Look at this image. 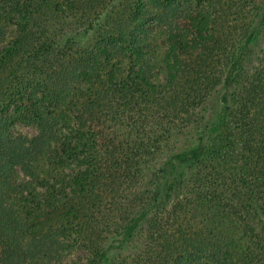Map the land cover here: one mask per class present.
Wrapping results in <instances>:
<instances>
[{
  "label": "trees",
  "instance_id": "trees-1",
  "mask_svg": "<svg viewBox=\"0 0 264 264\" xmlns=\"http://www.w3.org/2000/svg\"><path fill=\"white\" fill-rule=\"evenodd\" d=\"M76 248L264 264V0H0V264Z\"/></svg>",
  "mask_w": 264,
  "mask_h": 264
},
{
  "label": "rangeland",
  "instance_id": "rangeland-1",
  "mask_svg": "<svg viewBox=\"0 0 264 264\" xmlns=\"http://www.w3.org/2000/svg\"><path fill=\"white\" fill-rule=\"evenodd\" d=\"M14 132L20 133L22 135L31 136L34 134L33 128L16 124L13 126ZM86 258V253L79 249H74L70 254H66L61 264H84Z\"/></svg>",
  "mask_w": 264,
  "mask_h": 264
}]
</instances>
